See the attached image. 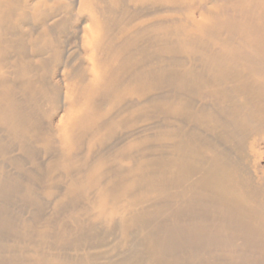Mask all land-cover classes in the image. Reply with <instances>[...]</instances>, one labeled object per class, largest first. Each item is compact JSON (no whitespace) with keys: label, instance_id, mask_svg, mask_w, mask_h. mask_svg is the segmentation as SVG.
Instances as JSON below:
<instances>
[{"label":"bare ground","instance_id":"bare-ground-1","mask_svg":"<svg viewBox=\"0 0 264 264\" xmlns=\"http://www.w3.org/2000/svg\"><path fill=\"white\" fill-rule=\"evenodd\" d=\"M203 1L0 0V155L43 163L0 169V230L17 214L5 197L55 202L75 227L34 226V244L79 253L0 264H198L181 245L229 256L230 234L264 246V0Z\"/></svg>","mask_w":264,"mask_h":264},{"label":"rangeland","instance_id":"rangeland-1","mask_svg":"<svg viewBox=\"0 0 264 264\" xmlns=\"http://www.w3.org/2000/svg\"><path fill=\"white\" fill-rule=\"evenodd\" d=\"M205 1H207V0H204L203 3ZM205 4H206L205 10H209L210 13L212 14V1L209 2V0H208L207 3L205 2ZM130 8H131V6H130ZM204 16H206V15H204ZM207 22H208V20L204 21V23H207ZM205 25H208V24H205ZM257 32H258V30H257ZM201 36H202L201 34H198V37H197V35H195V36H193V38L196 39L197 42H201V41L206 40V39H204V37H201ZM240 42H244V41L241 40ZM212 48H213V46H212ZM246 48H247V44H246V47H244V49H246ZM244 49L242 48V50H244ZM229 51H230V53H233L232 50H229ZM247 51H248V54L253 55V51H251L249 49ZM257 56L258 57H264V53L262 51H260V53ZM209 135H211V134H208V136ZM4 136H5L4 132L0 131V138L1 137L4 138ZM218 138L219 137L216 136V133H214V131H212V142L213 143L218 142L217 141ZM220 139L222 141V138H219L218 140H220ZM256 149L258 150V152L256 154V157L252 158V159H254V164L258 167L257 168L258 170L256 171V173H257V175H259V178H258L259 180L257 179V181L258 182H261V181L264 182V180H263L264 179L263 178V176H264V173H263L264 172V144L262 143V145H260V148H256ZM9 151H10V155H9L10 158L12 160H15V161L17 160V162H16L17 166H19L23 169H18L16 166H14V164L12 162L4 161L3 160L4 158H2L0 155V169L5 171V173L8 175L19 174L18 175L19 178L23 179L24 177H26L25 175H27V172H29V171L31 172L32 170L37 168V165H38L37 162H40V164L43 166V163L40 160L42 158L40 157V154L38 153L39 151L35 153L36 163H34V161H32L33 158L31 159L25 153L21 152L18 149L14 150V149L10 148V150H8V152ZM250 163H251V161H250ZM251 166H252V163H251ZM18 186L20 188L18 191H19V193H21L20 190L23 189L22 188L23 185L18 184ZM16 193H18V192H16ZM12 197H13V195H10L9 197H5V205L8 206V208H9L8 211L9 210L13 211L12 206H15V207H13L14 213H17V214H16L15 218L10 220L12 227H9V226L6 227L4 225L0 230V250H1L0 254H2V252H4V255L8 254V253H10L11 255L17 254L19 252V248L21 247V249L24 250V252H23L24 254L26 253V251L28 252V251H31L34 249H39L40 251L41 250L45 251L44 254L61 252V253H65L69 258H76L79 256V253L78 252L75 253V250L70 248L71 247L70 245L69 246L68 245H66V246L61 245V248H59L60 246L59 247L56 246L55 241H52L53 238H52V240L51 239H45V243H43L41 245L39 244L36 246V244H34L35 236L30 231L31 228H33L34 226H36L38 228V227L43 226V224L49 223V225L52 228V232H54L56 230L57 226L59 225V221L61 220V218H63V221H68V222L60 221V223L61 222L64 224L66 223L68 225V227L73 230L75 227L74 223L69 222V219L65 218V214L68 213L67 211L72 210L70 207H66L61 212L56 213L53 211L55 208V205H56L55 202L53 203V202L47 201V200L42 201L39 205H36V206H34V205L28 206L25 204V206L22 205V207H21L18 205V202L15 201V199H16L15 195L13 198ZM19 197H21V196L19 195ZM19 201H22L21 198H19ZM0 204H1V202H0ZM3 204H4V200L2 201V205ZM19 207H21V209H19ZM46 220H48V221H46ZM56 222H58V223H56ZM36 227H34V228H36ZM25 229H28L30 234L28 236L24 237L23 235L19 234V230H25ZM234 234H236V233H234ZM228 240H229V245H227L224 249L225 254L229 253V256L225 255L226 257L224 255L222 256L220 254L221 252L219 251L220 249L217 250L216 246H212V242L209 240H208V242H207V240H204V242H202L203 240L196 241L194 238H192V239L189 238L184 245H181L182 246L181 248H183V249L186 248V249H189L192 251H194V249H195L194 252H196V253L199 252L198 253L199 255L195 254V256H197V259H198V264H205L204 261H205V258H207L206 252H210V251H212V264H215V263L216 264H244L246 262V260L249 261L247 263H252V264L262 263V264H264V246L254 244L250 248H245V247H242L243 245H240L238 243L240 245V247H239V245H237V243H236L237 241H234V243L230 242V241L235 240V237H231V234L229 235ZM32 245H34V248L31 247ZM38 246H40V247H38ZM178 247H180V246H177V249H181ZM54 248H56L57 250H55ZM231 252H233V253H231ZM230 253L232 255H230ZM76 254H78V256ZM232 256H234V259H231ZM209 257H211V256L209 255ZM224 258L227 261L224 260ZM262 259H263V261H262Z\"/></svg>","mask_w":264,"mask_h":264}]
</instances>
